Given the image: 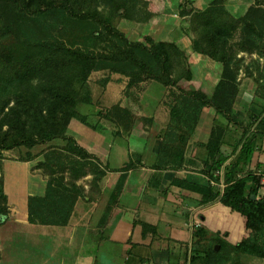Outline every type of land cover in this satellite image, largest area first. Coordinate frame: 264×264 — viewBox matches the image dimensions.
Listing matches in <instances>:
<instances>
[{
    "label": "crops",
    "instance_id": "obj_1",
    "mask_svg": "<svg viewBox=\"0 0 264 264\" xmlns=\"http://www.w3.org/2000/svg\"><path fill=\"white\" fill-rule=\"evenodd\" d=\"M142 1L150 17L136 27L156 43H175L186 55L192 79L181 81L180 89H176L154 81L128 85V77L113 74L99 99L95 92L92 94L99 109L96 114L79 110L89 116L91 126L72 120L67 135L101 165V187L108 198L106 202H75L63 227L28 220V198L42 196L46 185V178H40L43 191L33 193L30 186L35 185L31 182L36 174L31 163L42 159L46 150L59 142L30 150L19 147L0 151L3 158L15 161L11 172L7 168L0 171L4 181L0 264H191L193 254L200 256L193 264H264V224L248 229L244 216L217 199L204 202L192 189L212 182L203 173L207 157L203 145L220 122L214 110L203 107L196 122L170 118L172 107L184 110L185 93L199 90L210 95L222 71L220 63L192 51L190 14L215 6L237 18L250 9H261L254 0ZM235 59L241 65L236 74L240 89L233 113L240 124H230L221 152L227 156L224 166L228 167L237 157L240 146L234 148L245 134L252 146L245 172L261 178L259 194L264 197V55L239 51ZM114 106L121 110H111ZM100 110L102 118L97 114ZM129 163L131 168H125ZM215 176L220 181L213 184L222 191L224 170ZM34 179L36 183L38 178ZM13 183L16 187L10 190ZM120 183L121 189L115 193ZM85 223H99L104 229L89 232L80 227ZM143 224L148 228L144 230ZM215 237L224 245L207 261L204 252L215 244ZM61 241L66 243L59 250ZM237 245L245 248L236 251L233 247ZM218 249L215 244L214 251Z\"/></svg>",
    "mask_w": 264,
    "mask_h": 264
},
{
    "label": "trees",
    "instance_id": "obj_2",
    "mask_svg": "<svg viewBox=\"0 0 264 264\" xmlns=\"http://www.w3.org/2000/svg\"><path fill=\"white\" fill-rule=\"evenodd\" d=\"M112 1L91 0L84 8L86 0H0V23L10 19L0 38V151L19 147L30 150L57 139L66 142L61 148L50 146L35 166L46 177V185L42 196L28 198L31 224L65 226L76 199L82 196L77 181L87 175L97 185L102 181L104 172L98 169L99 162L67 135L72 120L91 126L89 116L80 113L79 108L93 105L87 82L92 72L108 70L128 77V85L149 80L176 89H180L181 81L192 79L186 55L175 43H156L147 35L143 40L129 41L113 25L115 13L105 10ZM121 4L124 10L134 11L137 24L150 17L142 0H122ZM46 17L52 22L43 21ZM263 24L264 13L259 9H250L237 18L222 7L193 11L189 18L191 49L220 63L222 71L210 95L199 90L187 92L182 98L184 110L178 106L170 110L171 119L189 118L195 122L203 107L214 110L220 122L203 145L207 153L203 173L219 183L215 173L223 169L224 188L221 191L219 186L208 184L192 189L204 202L217 199L244 216L248 229L264 224L261 178L245 172L252 146L244 134L234 148L240 146L237 157L228 167L224 166L227 156L221 148L230 124H240L233 113L240 89L236 74L241 65L235 56L239 51L264 55ZM108 81L105 79L103 84ZM111 110L121 109L114 106ZM97 114L102 118L101 110ZM1 158L0 155V171ZM27 158L34 159L30 154ZM131 166L129 163L125 168ZM2 181L0 176V210L4 202ZM121 186L122 183L116 186L114 192ZM251 195L262 203L252 200ZM3 219L0 212V224ZM142 226L144 230L148 228L146 224ZM215 244L219 246L216 252ZM215 244L204 252L207 261L221 252L224 242L215 237ZM244 248L233 247L236 251ZM197 257L200 256L193 254L190 263Z\"/></svg>",
    "mask_w": 264,
    "mask_h": 264
},
{
    "label": "rangeland",
    "instance_id": "obj_3",
    "mask_svg": "<svg viewBox=\"0 0 264 264\" xmlns=\"http://www.w3.org/2000/svg\"><path fill=\"white\" fill-rule=\"evenodd\" d=\"M91 2V0H86V4L84 5V8L87 7V5ZM122 0H113L108 6L107 9H105L107 12L110 10L111 12H114L115 15L113 16V25L119 29V31H121L127 38L129 41H137V40H143L144 33L142 32L141 27H136L137 23L134 22L135 19V15L133 14L134 11H130L129 8L127 10H124V8L122 7L123 5L121 4ZM255 4H261L259 7L260 9L264 12V0H254ZM119 4V5H118ZM124 17H126V19H124ZM10 20V19H9ZM9 20H4L2 23H0V38L2 37V31H5V27L6 25L9 23ZM43 21H47L48 23L52 22L51 18H44ZM7 23V24H6ZM238 36L237 39L239 38V33H237ZM15 39V36L13 37ZM2 39V38H1ZM1 39H0V43H1ZM197 69L193 68V71L195 72ZM114 73H110L108 70H99V71H94L90 74L89 78H88V86L90 88V90H92V94L95 92L96 97L99 99L100 97V93H101V89L104 87L103 81L105 79H110V77L113 75ZM147 83H150V81H146ZM97 104H93L91 106H85V105H81L82 107L79 108V110H83L88 112V114H96L97 111ZM99 108H102L100 106H98ZM99 110V109H98ZM57 141L56 143L60 145H54V147L56 148H60V146H65L66 142L63 141L61 143V140H53V143ZM23 148V147H21ZM24 150V148L22 149ZM1 167L2 168H7L8 172L10 171V167L12 166V162H15L14 159L12 157H2L1 158ZM41 160V158H37L35 160H33V162L31 163V167H32V171H34V174H36L35 177L32 178L33 184L35 185H31L30 188L35 190L33 193L34 194H41L44 188V183H42L40 181V178L45 180L46 177H44L42 175V171L41 170H37L36 169V164L37 162ZM98 169H100V167H98ZM90 177L88 179H85V177L81 178L79 181H77V185L80 186L83 190L82 192V196L78 197L76 199V202H106L108 196H106L105 194H103V189L101 187V183H99V185H97L96 183H93L92 181V176L89 175ZM11 177V176H10ZM87 177V176H86ZM34 178H38L36 183H35V179ZM1 180H3V177H1ZM3 182V189H4V181ZM13 187H16V185L13 183V185L9 186V189L12 190ZM83 229L87 228V230L90 232H95L96 230H100V228L104 229V227L101 226V224L99 223H94V224H87L85 223L84 225L80 226ZM108 227L105 228V232H107ZM66 242L61 241V245L58 247V249L60 250V247H64L62 245H65ZM40 244V243H38ZM59 257V256H58Z\"/></svg>",
    "mask_w": 264,
    "mask_h": 264
},
{
    "label": "water",
    "instance_id": "obj_4",
    "mask_svg": "<svg viewBox=\"0 0 264 264\" xmlns=\"http://www.w3.org/2000/svg\"><path fill=\"white\" fill-rule=\"evenodd\" d=\"M251 199H252V200H257V201H259V202H261V203H262V201H260L259 199H256V197H255V196H253V195H251Z\"/></svg>",
    "mask_w": 264,
    "mask_h": 264
},
{
    "label": "built area",
    "instance_id": "obj_5",
    "mask_svg": "<svg viewBox=\"0 0 264 264\" xmlns=\"http://www.w3.org/2000/svg\"><path fill=\"white\" fill-rule=\"evenodd\" d=\"M211 185H214L213 182H210ZM263 184H264V181H263Z\"/></svg>",
    "mask_w": 264,
    "mask_h": 264
}]
</instances>
